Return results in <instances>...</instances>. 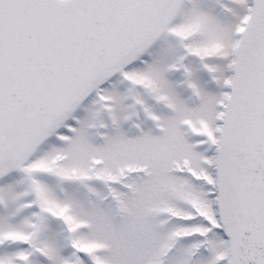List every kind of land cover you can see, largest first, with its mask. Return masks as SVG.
Here are the masks:
<instances>
[{
	"label": "snow or ice",
	"instance_id": "snow-or-ice-1",
	"mask_svg": "<svg viewBox=\"0 0 264 264\" xmlns=\"http://www.w3.org/2000/svg\"><path fill=\"white\" fill-rule=\"evenodd\" d=\"M0 264H264V0H0Z\"/></svg>",
	"mask_w": 264,
	"mask_h": 264
}]
</instances>
